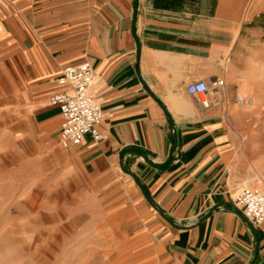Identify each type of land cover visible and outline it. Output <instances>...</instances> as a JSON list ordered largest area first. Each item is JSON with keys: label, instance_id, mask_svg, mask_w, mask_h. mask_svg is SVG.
Returning <instances> with one entry per match:
<instances>
[{"label": "crops", "instance_id": "obj_1", "mask_svg": "<svg viewBox=\"0 0 264 264\" xmlns=\"http://www.w3.org/2000/svg\"><path fill=\"white\" fill-rule=\"evenodd\" d=\"M134 2L0 0L7 130L80 166L137 264H249L256 241L235 199L259 145L231 88L239 46L264 31V0ZM83 61L103 138L63 146L50 98L62 69ZM218 78L226 86L208 107L187 90ZM254 227L253 264H264V222Z\"/></svg>", "mask_w": 264, "mask_h": 264}, {"label": "rangeland", "instance_id": "obj_2", "mask_svg": "<svg viewBox=\"0 0 264 264\" xmlns=\"http://www.w3.org/2000/svg\"><path fill=\"white\" fill-rule=\"evenodd\" d=\"M237 60L231 93L244 96L238 107L259 145L248 156L245 185L264 191V31L247 36ZM6 86L0 64V264H137L138 252L102 209L80 166L59 146L40 150L7 130Z\"/></svg>", "mask_w": 264, "mask_h": 264}, {"label": "built area", "instance_id": "obj_3", "mask_svg": "<svg viewBox=\"0 0 264 264\" xmlns=\"http://www.w3.org/2000/svg\"><path fill=\"white\" fill-rule=\"evenodd\" d=\"M94 72L87 61L68 65L61 71L56 82L58 90L51 96L52 104L57 105L63 117L60 140L63 146L69 143L82 144L87 136L98 142L103 138L100 125L103 111L100 104L91 94ZM226 82L218 78L212 82L198 81L188 84L187 90L197 97L204 107L211 104L210 92L218 93L224 89ZM244 100L237 95V100ZM235 205L242 215L253 225L260 226L264 222V191L243 185L235 199Z\"/></svg>", "mask_w": 264, "mask_h": 264}, {"label": "water", "instance_id": "obj_4", "mask_svg": "<svg viewBox=\"0 0 264 264\" xmlns=\"http://www.w3.org/2000/svg\"><path fill=\"white\" fill-rule=\"evenodd\" d=\"M136 11H137V0H135V2H134V12H136ZM175 145H176V143H175V138H174V146ZM134 179L137 182V184L140 186V188H141L143 194L145 195V197L151 202V204H153L154 207H157L154 204L151 196L145 191V189H144L142 183L140 182V180L137 177H134ZM240 214H242L241 211H240ZM249 226H250L251 230L253 231V234H254V237H255V241H256L255 254H254V257H253L252 261L249 263V264H253L255 262L256 258H257L258 251H259V247H258L259 246V237H258L256 228L250 222H249Z\"/></svg>", "mask_w": 264, "mask_h": 264}, {"label": "bare ground", "instance_id": "obj_5", "mask_svg": "<svg viewBox=\"0 0 264 264\" xmlns=\"http://www.w3.org/2000/svg\"><path fill=\"white\" fill-rule=\"evenodd\" d=\"M238 95H241L242 96V98H244V96L242 95V94H238ZM238 101H241L240 99H238Z\"/></svg>", "mask_w": 264, "mask_h": 264}]
</instances>
